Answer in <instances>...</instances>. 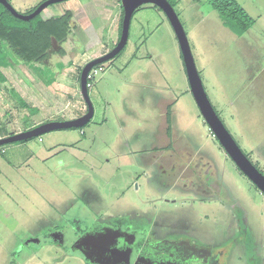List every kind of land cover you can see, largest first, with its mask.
Returning a JSON list of instances; mask_svg holds the SVG:
<instances>
[{"label":"rangeland","instance_id":"1","mask_svg":"<svg viewBox=\"0 0 264 264\" xmlns=\"http://www.w3.org/2000/svg\"><path fill=\"white\" fill-rule=\"evenodd\" d=\"M10 1L26 13L44 0ZM172 1L212 103L245 153L264 172V83L260 81L258 91L257 86L247 85V58L242 51L248 43L264 46L259 32L264 25V0H257L258 5L241 0L257 22L241 43L214 15L207 14L209 0ZM115 4L117 10L122 6L121 0H62L42 11L49 18L71 9L73 31L64 42H54L43 62L56 72L52 84L46 85L23 62L2 69L6 79H0V131L86 112L79 75L85 63L117 42L121 20L114 26L113 17L120 16V10L113 14ZM259 55L264 62V52ZM246 64L251 66L250 60ZM101 67L90 88L95 114L89 123L26 139L33 145L32 153L22 164L8 161L1 151L6 144L0 145V201L17 218L14 223L0 220L4 231L15 235L12 244L0 245V264H87L54 241L28 245L24 237L67 225L93 227L122 217L148 218L152 226L171 223L175 231L202 241L228 240L238 229L231 203L222 197L199 201L198 195L195 198L180 187L170 189L146 177L145 155L136 151L146 149V155H152L154 142L163 145L169 139L168 125L181 149L214 159L230 197L247 212L245 221L257 243L252 252L256 258L261 255L264 264V193L227 154L201 113L166 13L153 3L139 6L127 45ZM234 94L239 101L231 100ZM19 95L38 112L22 106ZM167 115L172 116L169 123ZM240 247L247 255L240 256L235 249L231 260L252 264L246 258L252 247Z\"/></svg>","mask_w":264,"mask_h":264},{"label":"flooded vegetation","instance_id":"2","mask_svg":"<svg viewBox=\"0 0 264 264\" xmlns=\"http://www.w3.org/2000/svg\"><path fill=\"white\" fill-rule=\"evenodd\" d=\"M117 42L101 55L110 51ZM109 60L95 65L90 71H95L92 77L94 81L102 68L101 65ZM166 120L171 122L172 116L167 115ZM172 130L168 125L166 134L169 139L165 144L153 143L152 155L147 156L146 149L136 151L145 155V163L148 164L146 177L150 180L156 179L170 189L180 187L194 197L198 195L199 201H216L222 197L223 202L231 203L235 210L238 226L235 234L224 243L217 244L175 231L171 223L159 222V226H152L147 222L148 218L130 220L122 217L114 219L111 223L93 227L67 225L61 229L55 228L48 233L51 238L57 239V243L70 252L69 248L75 242L71 240L72 235L76 233V240L84 235L76 245L79 252L76 255L83 257L87 264H237L239 258L231 260V257L235 249L239 250L237 254H241L240 256L247 255L244 252L246 250L240 247L242 245L252 247L247 260L252 264H261L262 256L257 255L256 258L252 252L257 243L249 224L245 221L247 212L230 197L227 185L217 171L216 162L207 157L206 152V155H197L188 148L181 149ZM63 229L64 236L59 233ZM87 233L89 234L86 235ZM84 253L89 254L92 260Z\"/></svg>","mask_w":264,"mask_h":264},{"label":"water","instance_id":"3","mask_svg":"<svg viewBox=\"0 0 264 264\" xmlns=\"http://www.w3.org/2000/svg\"><path fill=\"white\" fill-rule=\"evenodd\" d=\"M58 1H62V0H44L32 12L23 13L18 11L13 6L10 0H0V2L4 4L15 16L27 20L37 16L38 14H41L42 11L45 8H47L50 4ZM121 2L124 10V17L122 21V30L119 41L107 53L88 61L81 71V76H80L81 93L86 101L88 110L82 115L75 118L48 120L34 127L0 137V145L30 139L35 136H39L49 131H53L57 129L83 127L87 123H89L95 114V106L92 101L90 95V89L88 86V79H89L88 76L90 71L93 69L95 65L115 57L125 48L129 40L131 21L134 12L139 6H141L144 3H153L158 7H160L166 13L175 30V33L178 37L181 46L191 90L205 120L209 124L214 134L219 139L220 143L224 147L227 154L230 155V157L233 159L236 165L241 169V171L244 172L264 193V172L245 153V151L239 145V143L234 138L233 134L230 132L227 125L219 115L214 104L212 103L206 91L200 71L197 67L187 32L175 7L171 4L169 0H121ZM64 230L65 229L59 232L60 235H63ZM88 234L89 233H87L86 235ZM83 237L84 235L76 240L77 238L76 233L72 235L71 240L75 242L69 248L70 252L74 254H79L76 245ZM66 238H69V236L68 237L66 236ZM50 241L52 242L54 241L57 243V239L51 238V236L48 235L47 232L28 238L26 240V244L31 245L32 243H38L42 245ZM84 255L88 259L92 260V257L89 254L84 253Z\"/></svg>","mask_w":264,"mask_h":264},{"label":"trees","instance_id":"4","mask_svg":"<svg viewBox=\"0 0 264 264\" xmlns=\"http://www.w3.org/2000/svg\"><path fill=\"white\" fill-rule=\"evenodd\" d=\"M169 1L175 7V3L172 0ZM208 2L218 11L223 23L237 35H243L255 24V18L248 13L238 0H209ZM38 5L26 13L35 10ZM73 16L74 12L68 9L63 14L49 18H45L41 13L27 20L15 16L0 2V79H6L3 68L23 62L31 66L46 85L52 84L55 81L56 72L50 65L43 62L49 56L54 42H64L73 31ZM123 17L124 10L122 9L119 38ZM61 51L64 52L63 49ZM60 66L62 68L63 63H60ZM80 76L81 74L79 78ZM93 80V78L88 79V82ZM18 99L22 106L29 108L30 112H38V108L32 107L22 96L19 95ZM38 124L40 123L30 125L29 128ZM12 133H8V135ZM24 141L26 140L15 143Z\"/></svg>","mask_w":264,"mask_h":264},{"label":"crops","instance_id":"5","mask_svg":"<svg viewBox=\"0 0 264 264\" xmlns=\"http://www.w3.org/2000/svg\"><path fill=\"white\" fill-rule=\"evenodd\" d=\"M240 2V4L248 11V13L250 15H253V13L250 11V9L247 7V3L248 4H255L258 5V1L257 0H247L245 3L241 0H238ZM193 3L198 4V0H192ZM117 4V3H116ZM115 4V8L116 10H114L113 14H119V10H120V16L117 17H113V20L115 19V25L117 27V24L119 22V19L121 17L122 14V6H120V9L117 10V6ZM118 4H120V2H118ZM197 6V5H196ZM264 6V5H263ZM262 6V7H263ZM207 14H211L214 15L218 21H220L221 24H223L222 27H224V29H226V31L232 35L231 37L235 40H237L238 42H242L243 40H247V36L251 34L252 30L256 29L257 27V22H256V18H255V24L248 29L243 35H237L236 33H234L229 27H227L218 11H216V9H214L211 5L207 8ZM51 17V16H50ZM264 24V22H263ZM259 32H261V34L264 36V25L259 27ZM118 34V33H117ZM118 37V36H117ZM258 44V43H256ZM248 45L246 48H242V51L244 53H246V61H245V68H244V76H246V78L248 79V86H257V91L260 90V81L262 83H264V62H263V58L259 55V53L262 54V52H264V46L262 45H254V44H250V45H254V46H250L249 43L246 44ZM250 60V64L251 66H248V61ZM263 76V77H262ZM213 77L215 78V76L213 75ZM254 84V85H253ZM259 85V86H258ZM206 87V86H205ZM216 86H214L213 84V89L215 90ZM207 90V89H206ZM239 95L234 94L232 99L233 101H239L240 99L238 98ZM254 100V98L252 99ZM262 100V99H260ZM264 102V101H263ZM240 104V103H239ZM29 125H24V127H20V128H14V129H4V131H0V137L6 136L8 135V133H12V132H19L25 129H28ZM40 139H42V136L40 137ZM32 144H30V142H19V143H8L7 145L3 146V148L1 149V151H3L6 154V157L8 159V161H12V162H17L19 164H22L24 162H26L30 157H31V153L30 149L32 148ZM28 152V154L26 153ZM3 213H7V215L4 217ZM9 220L11 222H15V220L17 219L15 216L12 215V213L10 211H8L3 205L2 202L0 201V220ZM51 228V227H50ZM60 228V227H57ZM3 229V226L0 225V245L2 246L3 244H12L11 242H13V239L15 237V235L13 234V232H8V231H4L1 230ZM11 229H13V227H11ZM10 230V229H9ZM53 230V229H50ZM38 233L34 232H30L29 234H27L24 238H30L32 236H36L38 234H42V233H47L45 231H37ZM18 235V234H17ZM17 237V236H16ZM18 242V241H17ZM9 253H11V250H7Z\"/></svg>","mask_w":264,"mask_h":264},{"label":"built area","instance_id":"6","mask_svg":"<svg viewBox=\"0 0 264 264\" xmlns=\"http://www.w3.org/2000/svg\"><path fill=\"white\" fill-rule=\"evenodd\" d=\"M94 72L95 71L89 73V76H88L89 79H92ZM88 86H89V88H91L92 87V82H88Z\"/></svg>","mask_w":264,"mask_h":264}]
</instances>
